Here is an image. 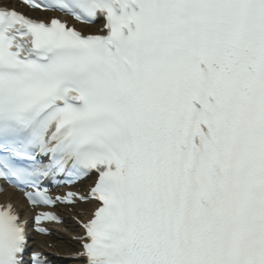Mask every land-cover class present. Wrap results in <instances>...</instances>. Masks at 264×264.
Instances as JSON below:
<instances>
[{
    "label": "snow or ice",
    "instance_id": "snow-or-ice-1",
    "mask_svg": "<svg viewBox=\"0 0 264 264\" xmlns=\"http://www.w3.org/2000/svg\"><path fill=\"white\" fill-rule=\"evenodd\" d=\"M19 3L102 22L0 0V180L32 209L94 202L65 259L264 264V0ZM28 242L0 204V264H49Z\"/></svg>",
    "mask_w": 264,
    "mask_h": 264
},
{
    "label": "bare ground",
    "instance_id": "bare-ground-1",
    "mask_svg": "<svg viewBox=\"0 0 264 264\" xmlns=\"http://www.w3.org/2000/svg\"><path fill=\"white\" fill-rule=\"evenodd\" d=\"M12 6L17 8L16 0H12ZM32 15V14H31ZM45 16V14H43ZM101 24H97L92 28L99 27ZM82 27V26H81ZM86 185H91L92 182H86ZM83 187V186H82ZM12 201L19 212L22 214L24 219L32 218L33 212L27 208L26 201L14 190H8L5 194L0 196V202ZM94 202H89L86 204H81L75 207V213L70 212L67 209H63V215L66 216L67 222L65 226H54L55 232L53 236L45 237L36 235L34 238L37 243L41 245L43 249L51 254V257L58 264H77V262L65 259L61 256L62 254L68 255L74 253L79 249V244L77 241L72 240L75 236H80L83 230L80 228L77 222L73 220L72 217L77 216L80 218H88L91 211L94 209ZM81 212V213H80ZM49 243H53L52 247ZM69 243V244H66Z\"/></svg>",
    "mask_w": 264,
    "mask_h": 264
}]
</instances>
